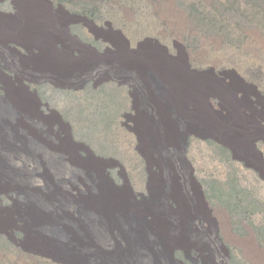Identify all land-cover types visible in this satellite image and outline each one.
Instances as JSON below:
<instances>
[{"label":"rangeland","instance_id":"obj_1","mask_svg":"<svg viewBox=\"0 0 264 264\" xmlns=\"http://www.w3.org/2000/svg\"><path fill=\"white\" fill-rule=\"evenodd\" d=\"M261 123L264 0H0V264H264Z\"/></svg>","mask_w":264,"mask_h":264},{"label":"bare ground","instance_id":"obj_2","mask_svg":"<svg viewBox=\"0 0 264 264\" xmlns=\"http://www.w3.org/2000/svg\"><path fill=\"white\" fill-rule=\"evenodd\" d=\"M44 54V53H43ZM46 56V55H45ZM144 58H146V59H151L152 57L151 56H149V57H147V56H144ZM137 64V63H136ZM57 71L58 70H60L59 68H57L56 69ZM138 70V69H137ZM142 70V69H141ZM140 70V71H141ZM144 70V69H143ZM140 71H138V74H139V76L141 77V72ZM143 80V79H142ZM183 92V91H182ZM184 93V92H183ZM181 97V96H180ZM182 101V100H181ZM28 113V111H23L22 112V114H27ZM207 116V115H206ZM209 117V116H208ZM200 118V117H199ZM197 119V121L200 123L201 122V120L200 119ZM202 119V118H201ZM214 123H215V125L217 124V120H215V119H213L212 120ZM218 125H220V124H218ZM195 127H194V130H193V134L194 135H196V136H199L198 134H199V132L200 133H202V132H206L207 131V129L206 130H204V129H202L201 127H200V125H194ZM238 126V125H237ZM264 128V124L263 123H261V129H263ZM190 132H192V131H190ZM209 132H210V130H209ZM264 130H261V140L263 141V144H264ZM263 133V134H262ZM210 134H212L211 132H210ZM210 136H212V137H214V138H216L215 137V135H210ZM202 138H204V137H202ZM257 142V141H256ZM256 142H254V143H252L251 144V147H252V150L254 151V153H256L258 156H259V158H260V163H261V170L260 169H258L259 170V173L261 174V177L264 179V151L261 149V153L259 152V150L257 149V147H256ZM227 146H229V148L231 149V151L233 152V154H234V159L235 160H237V161H239V162H245L246 164H245V166L246 167H249V168H255L256 169V167H255V165L253 164H249V161L247 160V157L245 156V153L243 152V151H240V150H237V149H234V147L231 145V144H227ZM85 148V150L86 151H88L89 152V150L86 148V147H84ZM182 154H184V151H182ZM183 160H184V162L186 163V165H188L187 164V161L185 160V158H183ZM116 164H117V166L122 170V172L124 171L123 170V167L121 166V165H119L117 162H116ZM123 179H124V181H125V183H127V178H126V176H125V174H124V176H123ZM192 179V181H193V183H194V185L196 186V188H197V190H198V194H196V201H197V203H198V206H199V208L201 209V211L202 212H204L205 214L206 213H209L210 212V207L208 206V204H207V202L205 201V199H204V197H203V195H202V193H201V190L199 189V186H198V184L195 182V180H194V178H191ZM42 182H44L45 183V179L44 178H42ZM197 193V192H196ZM179 201H180V203H181V205H182V207L183 208H185L186 206H187V203H186V201L183 199V198H181V197H179ZM87 207V206H86ZM86 207L85 206H82V204H81V202L80 201H78V204L76 205V209L79 211V213L81 212L80 210H82V212H84L85 210H86ZM209 207V208H208ZM212 211H213V213L214 214H216L217 215V217L219 218V220L222 222V223H224L223 225L224 226H221V228H222V232H223V234H224V236L226 237V240H228L229 242H234V243H236V244H238V245H240L242 248H244V250L245 251H247V248H249V246H251V240H249V239H247V238H245V239H241V238H238V237H236L235 235H233V234H231L230 232H229V227H227V223H226V216H225V213H224V211L223 210H217V209H212ZM47 212V211H46ZM108 212L110 213V211L108 210V208L107 207H105L104 208V216H108L107 214H108ZM85 213V212H84ZM83 213V214H84ZM93 214H95V213H93ZM96 215H99V213H97ZM101 215V214H100ZM26 216H33L32 217V221L33 222H41V221H43L44 219H45V217H46V215H45V213H43L42 211H31L30 213L29 212H27V213H25V220H26ZM30 220V221H31ZM215 234V233H214ZM217 240H218V238H217V235L215 234V236H214ZM252 245H253V243H252ZM180 264H182V263H180Z\"/></svg>","mask_w":264,"mask_h":264},{"label":"trees","instance_id":"obj_3","mask_svg":"<svg viewBox=\"0 0 264 264\" xmlns=\"http://www.w3.org/2000/svg\"><path fill=\"white\" fill-rule=\"evenodd\" d=\"M57 2H59V0H57Z\"/></svg>","mask_w":264,"mask_h":264}]
</instances>
